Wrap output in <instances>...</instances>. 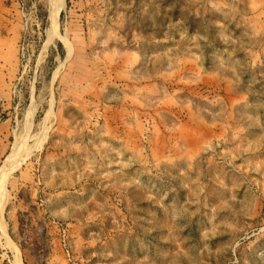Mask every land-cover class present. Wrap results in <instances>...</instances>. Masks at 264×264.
<instances>
[{
    "label": "rangeland",
    "instance_id": "obj_1",
    "mask_svg": "<svg viewBox=\"0 0 264 264\" xmlns=\"http://www.w3.org/2000/svg\"><path fill=\"white\" fill-rule=\"evenodd\" d=\"M0 190V264H264V0H0Z\"/></svg>",
    "mask_w": 264,
    "mask_h": 264
},
{
    "label": "bare ground",
    "instance_id": "obj_2",
    "mask_svg": "<svg viewBox=\"0 0 264 264\" xmlns=\"http://www.w3.org/2000/svg\"><path fill=\"white\" fill-rule=\"evenodd\" d=\"M60 1V0H58ZM55 4V3H54ZM0 194H3L2 191L0 190ZM4 196L3 195H0V211L2 212L3 211V206H4ZM3 221V219H1ZM1 223V222H0ZM1 225V224H0ZM17 257V260L15 261V264H19L20 261H19V257L18 255H16Z\"/></svg>",
    "mask_w": 264,
    "mask_h": 264
}]
</instances>
